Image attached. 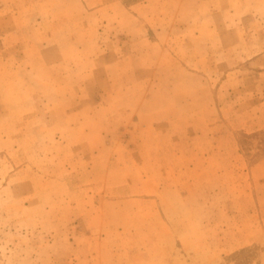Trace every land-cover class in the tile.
<instances>
[{
  "label": "rangeland",
  "instance_id": "rangeland-1",
  "mask_svg": "<svg viewBox=\"0 0 264 264\" xmlns=\"http://www.w3.org/2000/svg\"><path fill=\"white\" fill-rule=\"evenodd\" d=\"M0 264H264V0H0Z\"/></svg>",
  "mask_w": 264,
  "mask_h": 264
}]
</instances>
